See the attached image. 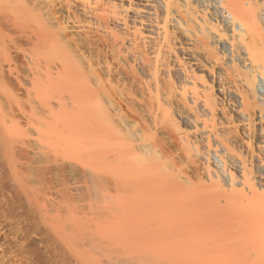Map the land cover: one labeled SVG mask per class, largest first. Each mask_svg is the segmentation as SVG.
I'll list each match as a JSON object with an SVG mask.
<instances>
[{
    "label": "bare ground",
    "instance_id": "1",
    "mask_svg": "<svg viewBox=\"0 0 264 264\" xmlns=\"http://www.w3.org/2000/svg\"><path fill=\"white\" fill-rule=\"evenodd\" d=\"M0 264H264V0H0Z\"/></svg>",
    "mask_w": 264,
    "mask_h": 264
},
{
    "label": "rangeland",
    "instance_id": "2",
    "mask_svg": "<svg viewBox=\"0 0 264 264\" xmlns=\"http://www.w3.org/2000/svg\"><path fill=\"white\" fill-rule=\"evenodd\" d=\"M257 192L261 193V192H262V191H261V188H259ZM253 201H254V202H253L254 205H258V204H259V201L256 200V199H254Z\"/></svg>",
    "mask_w": 264,
    "mask_h": 264
}]
</instances>
